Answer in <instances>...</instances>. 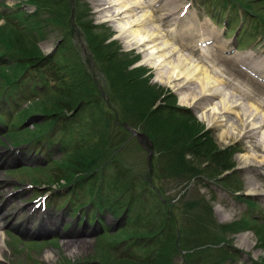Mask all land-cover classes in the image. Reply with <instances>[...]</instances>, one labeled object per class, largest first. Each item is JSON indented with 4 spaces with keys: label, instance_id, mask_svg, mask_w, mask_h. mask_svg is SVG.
I'll use <instances>...</instances> for the list:
<instances>
[{
    "label": "rangeland",
    "instance_id": "rangeland-1",
    "mask_svg": "<svg viewBox=\"0 0 264 264\" xmlns=\"http://www.w3.org/2000/svg\"><path fill=\"white\" fill-rule=\"evenodd\" d=\"M22 1L23 3H29L28 0H0L1 13L10 14L16 11L23 13V19L26 23L25 28L16 19L13 21L19 26V30L22 33L24 31V34L36 44V46L23 45L26 47V51L23 52L26 55L25 57H31L24 61L34 62L28 67L31 72H28L29 70L22 65H12V59L6 57L7 68L3 70L9 69V72L11 71L10 77H13L15 73L24 75L17 81V88H7L5 85L8 81L0 76V93H2V89L5 93V97H3L0 104L5 107V110L0 107L5 119V122L0 121V205L6 203L7 206L3 210V213L7 216L2 223L5 245L0 264H102L100 261L102 246L108 250L113 259L121 261L123 257H128L134 263L150 262L154 252L162 247L160 254L166 256L167 264H264V225H262V223L264 224L262 222V219L264 220V198L248 194V192H251L249 190L264 186V176L260 175V171L256 172L253 169L244 168L242 159L251 155H259L260 160L264 158V152L260 151L262 148L256 149L264 143L262 133L264 126L259 123L264 115V109H258V114L253 110L255 107L259 108V105H264V72L261 74L251 72L248 69L250 63L246 61L243 63L238 58V56L246 55L250 51L254 53L256 61H263H259V64L264 63V56L260 53L264 46L263 25L260 24L259 29H257L255 27L256 20H249L246 16L244 17L243 10L236 6L235 8L226 6L227 10L222 15L223 7L219 5L220 1L217 2V0H175L177 4L176 13L173 12L174 15L170 19H179L182 7L189 6L190 16L187 18L188 23H185L184 26L192 27V30L197 29V35L199 29L206 33L216 32V34H219L221 41V44L218 43L216 46L212 45V42L206 47L198 44L199 49H197L196 42H198V38L196 37L195 42L190 43L194 47L190 46L189 49L184 47L180 50L178 33H175V29L167 33V30L170 29L167 27L165 31L160 30V32H157V34L159 33L158 43L165 46L166 50L170 49V59L168 60L175 59L173 61H179L180 58L184 57V60L187 58L192 68L201 69L202 73L204 70H210L211 76L219 79H213L212 86H208L214 97L199 98V103L196 105L189 104L185 106L181 105V98L189 95V90L193 92V87L189 90L185 87L180 92H175L172 88L160 83L156 79L158 70L153 68L149 61H145L147 58V60H151V50L147 49L145 53H139V49L132 45L134 42L130 41L131 38L128 39L129 36L126 34L127 39H123L114 22L107 21L105 18L106 13L102 12L104 7L107 10L114 11L108 6L109 4L100 7L96 5L94 0H63L58 11L63 15L64 10L68 9V16L65 21L70 24V28L68 27V34H66V29L59 21H51L52 14L51 16L39 14L38 17L27 18L28 13H32L34 9L32 6L27 8V3L25 5L20 4ZM163 1H156L157 5L153 6L154 10H161L156 13V17L160 21L155 22L156 24H149L150 22H148L147 27H157L161 24V21H164L165 24L168 23V19L162 20L161 17L165 14L162 11L163 5H161ZM253 1L251 8L253 12L257 13L262 8L264 9V0ZM80 2L87 6V10H89L88 20L93 22L92 26L95 31L85 33L80 29V26H77L76 20L77 13L80 10ZM215 5L219 11V13L216 11L217 14L213 13ZM13 6L19 7L13 10ZM98 11H101L104 15ZM82 22L84 23V20ZM243 23L245 31L241 37L243 43L239 46L238 54L227 53L226 51L232 48L235 42L234 37ZM4 25H7L6 20L1 19L0 26L3 27ZM66 35L71 37L69 40L71 46L68 48L63 46L64 49L66 48L64 51L60 49L56 52V49L63 45V38ZM168 36L169 39H167ZM219 46L222 47L217 48ZM30 47L33 50H29ZM115 50H118L116 56L112 54ZM107 51H109V54H106ZM48 54L49 56H46ZM101 54L103 55L101 56ZM125 55L128 58L139 56L137 59L139 61L133 64L128 71L135 68H146L147 71L144 77L148 78L150 85L154 86L155 89L164 90V94L154 100L151 105L153 115L159 111L156 118L162 116L163 113L157 109L160 106H166V101L162 97L164 95L168 96L170 93H173L176 97L174 107L189 109L197 117L198 121L194 122L193 126L198 125V127L205 128V131H203V128L195 137L202 143L203 155L200 156L196 152L189 151L190 147L194 149L192 145L185 147L181 143L178 146H170L160 142L163 139L171 141L178 136H175L174 133L177 132L169 122L175 119H169L168 113L169 121L158 120L162 122L160 130L155 129L159 125L154 126L152 122L141 120L136 116L133 118L128 117L126 108L130 106L129 101L126 95H123V92L115 93L114 89L115 81L120 80L122 75L124 76V66L119 63V59ZM38 56L45 57V60L39 61ZM73 56H77L78 61L75 62ZM213 56H215V59ZM69 59L70 62H68ZM152 59L154 60V57ZM202 60L203 62H201ZM188 61L187 63H189ZM69 63L72 70L67 72L63 65ZM256 63L258 64V62ZM212 68L216 72L212 71ZM162 70L161 72H164L163 76H166L169 68L164 66ZM221 70H223V73H221ZM60 75L70 82L74 80V77H76L75 80L82 81L84 79L81 84H91L94 81L102 88L97 89L99 91L97 92V99H100L103 104V110L107 111V105L115 115L119 116L121 125L127 130V133H122L123 136H120L119 140L116 136L113 139V142H116L113 146L108 142L104 143L97 136L100 135L102 129L93 115V107L89 108L84 103H80V105H83L78 111H72L74 104L69 101V104L65 107L66 109L61 114L52 117L40 113H32L31 115L29 112L41 111L43 105L48 107L45 103L53 104L54 99H56L53 95L56 92V79ZM83 75L87 77L80 79ZM109 75L110 80L108 79ZM259 75L261 77H257ZM46 76L51 82L50 86L53 91L42 84ZM133 78L132 83L136 85L134 84L136 76ZM225 80L228 82H225ZM194 82L191 81L190 85ZM225 83L226 85H224ZM229 83L233 84L227 85ZM19 85L21 88H19ZM228 87H231L232 92ZM120 90L121 87L117 91ZM79 92H82L81 95L87 93L83 88ZM185 92L187 93L184 94ZM37 96L39 97L37 98ZM233 97L236 99H233ZM70 98H72V95ZM72 99H76L77 103L80 102L78 97ZM240 99L243 102L242 100L240 102ZM234 101L236 105L232 104V107L231 103ZM62 102L66 103L65 101ZM215 102H223L224 104L221 106L222 110L217 111L218 117L226 120L222 123V126H220V123L209 125L201 118V115L205 112V107L208 112ZM241 103L243 106H241ZM203 104L204 106H202ZM8 106L12 107L14 112H24L25 114L23 113V116L14 123L15 118L11 121ZM35 106H37L36 110L33 109ZM202 107L204 109H201ZM251 107L253 108L251 109ZM228 109L233 114L226 115L229 112ZM246 109L251 114H255V117L258 116L256 118L250 117L249 113L244 112ZM179 113L185 115L187 111L180 110ZM234 114L235 116H233ZM152 117L155 118V115ZM237 118H241V121ZM130 120L133 125L126 123ZM251 120H256V123ZM242 121L243 123H240ZM10 122H12V127L7 125ZM244 124L248 125L245 126ZM115 125H118V123ZM242 127L244 128L242 129ZM25 128L26 131H24ZM115 129L121 133L120 129L117 127ZM148 129L160 132L157 135L162 140H151L147 133ZM181 130L179 129V132ZM206 130H210L214 142H210L209 139L206 140L207 134H204ZM224 131L228 135L222 138L221 135ZM36 133L44 138L41 142L36 141L40 140V138L35 139L34 135ZM193 134L189 133V135ZM27 138L29 140L26 142H29L30 139L32 141L25 144L24 140ZM122 139H127L125 149L124 146L120 148L122 146L120 140ZM193 141L196 142L197 140ZM172 143L175 144L174 141ZM188 144H191V142L189 141ZM160 146H162L161 153L157 151ZM16 149L20 153L14 152ZM87 149L93 150L91 152H97L96 173L81 180V182L74 183V185H68L66 180L63 179L58 183H55L54 180L50 182L52 173L48 168H56L51 165L52 162H60L65 156H71L78 150H80L78 153L87 152L85 151ZM220 150L232 154V157L227 159L230 163H233V166L230 168L224 167L228 163L226 159L223 160L226 163L225 165H222L219 169L215 168L214 162H218L215 159H220L215 156ZM101 151L102 154L99 153ZM207 152L211 153L208 154ZM181 153L183 157H180ZM43 167L46 169H40ZM43 196L47 197L48 209L45 212L46 215L49 214L56 218L60 216L59 214L64 215L59 217L62 219V226H57L59 231L43 229L42 233H34V225L31 227L32 230H28L24 225L21 228L18 227L19 220L25 222L24 219L27 218L25 214L32 212L31 210L24 213L22 208L32 209L35 207V200ZM78 206L80 207L77 208ZM105 206H115L117 214L112 215ZM128 207L132 208L136 217L141 214L143 222L146 224L145 227L143 225L138 228L132 226L129 232L135 234V236L114 244L113 249L104 245L106 241L99 242V234L102 231L101 226L97 223V218L109 227L110 233H114L126 225L125 219L122 220L123 217L121 216ZM38 211L32 214V218L39 219L43 216L40 208ZM115 216L121 218L116 220L117 217ZM173 216H175L176 222L174 225H172ZM63 217H65V220H63ZM252 219L260 220L259 223L261 224L255 223ZM244 220L248 222V227H238L237 225L241 221L245 222ZM235 225L239 230L235 231L232 228ZM224 227H227L226 230ZM51 228L54 227L51 226ZM16 233L20 234L22 238L20 236L18 238ZM32 240H39V242L37 245L28 243ZM73 241L78 243H76L75 249H71L75 253H70V247L66 243L70 245ZM87 241H91V243L89 245L85 244ZM184 244L188 247L197 244L199 247L190 250ZM49 254L51 259H48Z\"/></svg>",
    "mask_w": 264,
    "mask_h": 264
},
{
    "label": "trees",
    "instance_id": "trees-1",
    "mask_svg": "<svg viewBox=\"0 0 264 264\" xmlns=\"http://www.w3.org/2000/svg\"><path fill=\"white\" fill-rule=\"evenodd\" d=\"M63 0H28L29 3H32L33 5H35L37 7V12L33 15V16H39V14H48L51 16L52 14V20L53 22H60L61 25H63V27L66 29L67 26H69V24L67 25V21H65L67 19L68 16V9L64 10V14L61 15L59 13V6L61 5ZM225 1V0H224ZM241 4V6L243 7V9L247 12L251 11L252 8V3L249 2L251 0H247L246 3H243L244 0H238ZM253 1V0H252ZM242 2V3H241ZM81 3V2H80ZM223 5H226L225 2L222 3ZM12 14V15H10ZM1 13L0 11V20L1 19H5L7 25H4L3 27L0 26V56H13L17 59V61L12 64V65H22L25 67V69L29 70L28 67H30L33 63H29L28 61H24L25 59H30L31 57H25L26 55L23 53L26 51V47L27 45H32V46H36V44L32 41V39L30 40V38L27 37L26 34H24L25 32L23 31V33L19 30V26L17 24L14 23V19H16V16L19 14V12H12V13ZM255 16H257V20H259L261 23H264V9L262 8L261 11H257V13H255ZM20 15V14H19ZM61 15V16H60ZM82 20H84V23L82 22ZM77 21L81 27V29L83 30V32L87 33V32H92L95 31L93 26H92V22L91 20H88V11H87V7L86 5H83L81 3L80 5V10L77 13ZM17 25V26H16ZM21 29V28H20ZM22 30V29H21ZM66 46H69L68 41H65ZM25 45V46H23ZM103 47V46H102ZM61 49L64 50V47L61 46ZM33 48L30 47L29 50ZM109 50V49H107ZM98 53V52H97ZM106 54H109V51H107ZM105 54V55H106ZM113 55H118V50H115L112 52ZM103 54H101L102 56ZM102 58V57H101ZM37 59L39 61H44L45 57H41L38 56ZM35 60H36V56H35ZM34 60V61H35ZM137 60V57L134 58H128L126 55L123 56L121 59H119V63L121 65L124 66V76L122 75V77H120V80H116L115 81V93H122L123 95H126L128 101H129V107L126 108V113L128 115L129 118H133V117H137L141 120H147L148 122H152L154 126H156L155 129L160 130V126H161V121L158 120H168V115L169 114V119H175V120H171L169 122H171V124L174 126V130L177 133H174L175 139L171 140V141H167L166 139H161L158 138V131L156 130H151L148 129V135L149 138L153 141H159L162 140L160 142L166 144V145H181V143L183 145H185V147L187 145H192L194 147V149H192L191 147L189 148V151L192 152H196L198 153V155H203V146L201 141H198L197 138H195L196 136H198V132H200L204 127H198V125H195V127L193 126L194 122L198 121L194 116H192V114L190 112L187 111V113L185 115H182L179 113V109H177L175 106L176 103V98L174 95L170 94V95H166L164 99V101H166V106H160L159 109L162 111L163 113L161 114L162 116H160L159 118H156V116L159 114V111L156 112L155 118H153L152 116H154L152 114V103L154 100H156L157 98H160L163 94H164V90H160V89H155L154 86L150 85L149 80L147 77H144L145 72L147 71V69L145 68H138V69H133V70H129V67ZM99 61H103V60H99ZM7 68V65H4L0 62V76L3 79H6L8 81V83L5 85L7 86V88H17V81L20 80L24 75L23 74H19V73H15L13 75V77L11 76V71L9 72V69L3 70ZM50 69V68H48ZM24 70V71H27ZM72 70V69H70ZM70 70H68L67 72H70ZM28 72H31V70H29ZM65 72V71H64ZM108 75V74H107ZM134 76H136V80L134 82L133 85L132 81H134ZM87 77L86 75H83L82 77H80V79ZM76 77H74V80L72 82L66 80V78L62 75H60L56 81V92L53 93L54 98V102L52 105L45 103L48 107L43 105V108L41 109V111H33V112H29L31 115L33 114H42L44 116L47 117H52L54 115L57 114H61L62 111L64 109H66L65 107H67V104H69V101H72L71 103L74 104V108L72 109V111H78L80 109V107L83 105H80V103H84V105L88 106L89 108L93 109V115L96 118L97 123L99 124V126H101L102 131L100 132L99 136L102 141H104V143L108 142L111 146H113L116 142H113V139L118 136V140L119 138H121L120 136H123L122 133H127V130L125 128L122 127L121 125V121L119 119V116L115 115L114 112L108 108V106L106 105V110H103V104L100 102V99H97V92H99L97 89H102L100 88L94 81L91 84H81L82 81L80 80H75ZM108 79L110 80V75L108 76ZM49 82L48 77L46 76L45 79H43V86L47 87L48 89H51L53 91V89L51 88ZM24 85V84H23ZM5 86H3V88H5ZM119 87H121L120 91H117L119 89ZM19 88L20 85H19ZM85 89L87 91L86 95H81L82 92H79L80 89ZM154 90V91H153ZM103 91V90H102ZM2 93H0V101L3 99V97H5V93H3V89L1 90ZM159 94V95H158ZM11 95V94H10ZM57 95V96H56ZM72 95V98H76L78 97V99L80 98V102L77 103L76 99H72L70 98ZM161 95V96H160ZM152 96H157L155 98H153ZM39 96H37L38 98ZM35 100V99H34ZM172 100V101H170ZM65 101L66 103L62 102ZM37 106H35L33 109L36 110ZM28 111V110H26ZM25 111V112H26ZM24 113V112H23ZM23 113H17L14 117H15V121L14 123L17 121V119H20L21 116H23ZM25 114V113H24ZM29 114V115H30ZM115 122V123H114ZM114 123V124H113ZM116 123H118V125H115ZM126 123H129L130 125L133 123L129 121H126ZM20 124V123H18ZM16 125V124H15ZM14 126V125H13ZM118 128L121 130V133H119L115 128ZM200 128V129H198ZM179 129L181 130V132H179ZM189 133H194L193 135H189ZM204 134H207V138L206 140L209 139L210 142H214L213 139L210 137L208 132H205ZM157 135V138H156ZM12 136V135H11ZM193 136V137H192ZM35 139H39L40 140H36L38 142H41L44 138L39 134L36 133L34 135ZM170 138V136H168ZM200 137V136H199ZM198 137V138H199ZM43 138V139H42ZM116 139V140H117ZM29 139H25L24 142L28 141ZM193 140H197L196 142ZM30 141H32L30 139ZM29 141V142H30ZM172 141L175 142V144L172 143ZM191 142V144H188V142ZM121 142V147L124 146L125 149V143L127 142V139H122L120 140ZM169 146V147H170ZM162 146H160V148L158 147L157 151H159L161 153ZM119 148V149H120ZM213 148V147H211ZM80 150H78L75 154L68 156V157H64V159L60 162H55L53 167L56 168H52L51 170V175H50V182H53V180L55 181V183H58L60 180H66L68 185H71L77 182H81V180L92 176L94 173H96L97 171V152H91L93 150H85L87 152H81L78 153ZM78 153V154H77ZM100 154H102V151L99 152ZM183 153V152H182ZM182 153L180 154V157L182 156ZM208 154H210L211 152H207ZM215 157H219L220 159H215L218 162H214L215 164V168L219 169L221 168L222 165H225L226 163H224V161L230 157H232V154L229 153L228 151H218L217 155ZM227 159V165H225L224 167L230 168L231 166H233V163L229 162ZM224 160V161H223ZM50 173V172H49ZM92 194V193H91ZM110 211L116 215L117 214V208L115 206H109ZM119 209V208H118ZM121 212V211H120ZM124 214L126 215V219H125V223L126 225L122 228H120L118 231H116L113 234H110L108 232H106L105 234H103L102 236H99V242H105V246L111 247V249L114 248V244H117L121 241L124 240H128L130 238H132L133 236H135V234H130V229L132 228V226H134L135 228H138L140 226L143 225V227H145V223L143 222V217L141 216V214L139 215V217H136L135 212H133L132 208L130 209V207H128L127 210L124 211ZM167 219V218H166ZM165 219V221H166ZM171 221V220H168ZM245 222L241 221L240 224H238L237 226L240 228H246L248 227V222L246 220H244ZM176 224L175 222V216L172 217V225ZM171 225V226H172ZM170 226V227H171ZM236 225L232 226V228L236 231L239 230L238 227ZM227 228V227H226ZM224 227V229H226ZM229 228V227H228ZM261 229V228H259ZM206 238V236H205ZM201 245V244H200ZM184 246H186L184 244ZM190 250L194 249L195 247H199V245L194 244V246L192 247H188ZM107 248V247H106ZM162 248V247H161ZM161 248L159 250H156L151 258L150 262H142V263H134L131 262L130 259H128V257H123L120 260H115L113 259L109 253L108 250L105 249L102 246V251L100 253V261L102 264H153L155 262V264H167L168 260L166 258V256H164L162 253L160 254V252L162 251ZM110 251V250H109ZM194 254V253H192ZM191 257H193V255H191Z\"/></svg>",
    "mask_w": 264,
    "mask_h": 264
},
{
    "label": "bare ground",
    "instance_id": "bare-ground-1",
    "mask_svg": "<svg viewBox=\"0 0 264 264\" xmlns=\"http://www.w3.org/2000/svg\"><path fill=\"white\" fill-rule=\"evenodd\" d=\"M161 1V0H94V2L96 3V5L100 6V7H104L106 6L107 4H109L108 6H110L112 9H114V11H111V9L107 10L105 7L103 8V13H106L105 15V18L107 19V21H110V22H114L115 24V27L116 29H118L119 33H120V36L123 37V39H127L126 38V34L129 36L128 39L131 38L130 41L134 42L132 45H134L135 48L139 49V53L142 52V53H145L148 50H151V56L154 57V60L152 59L151 57V60H145V61H149L150 64H152V67L153 68H156L158 71H157V76H156V79L172 88L175 92H180L183 88H191L193 87V92H191L189 90V95H186L184 96V98H181V105H189V104H193V105H196L197 103H199V98H203V97H206V96H213L214 97V94H212V91L208 88L209 85L213 84L214 80L217 79L216 77L214 76H211V73H209L208 70H204V72L202 73L201 72V69L198 70L196 68H192V66H190L189 64L190 61H188L189 59H183V58H180L179 61H173L175 59H171V60H168L170 59V52L169 50L165 49L166 47L165 46H161V44L158 43V35L159 33L157 34V32H160V30L162 31H165L167 27H169L170 29L167 30V33H169V31H173L175 29V33H179V28L181 27V22L185 23L184 21L185 20H181L180 18L179 19H170L171 16L173 17L174 14H172L173 12L176 13L175 9L177 7V4L175 3V0H164L161 5H163V8H162V11L165 12L164 16H161L162 17V20H165V19H168V23L166 22V24L164 23V21L162 22L161 21V24H159L158 26H161L160 28L157 26H153L152 28L150 27H147V24L148 22H150L149 24L151 23H155V22H158L160 21L159 18L156 17V13L157 12H160L161 10H154L153 9V6H156L157 5V2ZM174 2V3H173ZM99 13H101V11H98ZM142 13V14H141ZM102 14V13H101ZM104 15V14H102ZM147 22V23H146ZM207 22V21H206ZM209 23V22H208ZM156 24V23H155ZM154 24V25H155ZM168 24V25H167ZM200 24V23H199ZM205 24V23H204ZM151 26V25H150ZM192 27L190 28H186L183 32L181 31L180 35H179V39H182L184 41V33L185 31L189 34L193 33V30L191 29ZM208 28V26H207ZM209 28H210V25H209ZM173 29V30H172ZM196 29V28H195ZM197 30V29H196ZM170 32V33H171ZM199 32V31H198ZM130 34V35H129ZM162 35V34H161ZM212 35V34H211ZM211 35L209 34L207 36V39H205V41H210L211 39ZM119 36V35H118ZM163 37V35H162ZM165 38V37H164ZM167 38V37H166ZM170 37L168 36L167 39H169ZM197 39V38H196ZM195 39V40H196ZM199 40V39H198ZM126 41V40H125ZM162 41V40H161ZM159 41V42H161ZM169 42V40H168ZM174 42V41H172ZM172 42H170L172 44ZM164 43V41H163ZM167 44V43H166ZM169 44V43H168ZM176 44V43H175ZM193 44V43H192ZM221 44V43H220ZM223 45V44H222ZM172 46V45H171ZM170 46V47H171ZM196 46V45H195ZM186 49H189V46H184ZM194 47V45L192 46ZM222 46H219L217 48H220ZM214 48V46H213ZM172 49V48H171ZM175 49H177L175 47ZM181 50V48H179ZM178 49V50H179ZM194 49V48H193ZM197 49L198 46H197ZM177 50V51H178ZM213 50V49H212ZM220 50V49H219ZM186 51V50H185ZM218 51V50H217ZM176 52V51H175ZM184 52V50H183ZM188 52V51H186ZM181 53V52H180ZM180 53H176V54H180ZM185 53V52H184ZM190 53V51H189ZM192 53V52H191ZM210 53V51H209ZM208 53V54H209ZM173 54V53H172ZM175 54V55H176ZM186 54V53H185ZM211 54V53H210ZM187 55V54H186ZM213 55V54H211ZM214 55H216L214 53ZM147 56V55H146ZM189 56V55H187ZM252 55H249L248 53L246 55H242L241 57H239V61L241 62H245L246 60H248L249 58H251ZM179 57V56H178ZM182 57V56H181ZM214 59H215V56H213ZM217 57V56H216ZM189 58V57H188ZM201 58V57H200ZM204 58V57H203ZM208 58V57H206ZM209 59V58H208ZM260 59V58H259ZM193 60V59H192ZM195 60V59H194ZM217 60V59H216ZM187 61L189 63H187ZM211 61V59L209 60V62ZM231 61V60H229ZM251 61V59H250ZM259 61H262V60H259ZM203 62V60L201 61ZM232 62V61H231ZM258 62V61H257ZM263 62V61H262ZM195 63V62H194ZM206 63V62H205ZM213 63V61H212ZM200 64V63H199ZM211 64V63H210ZM214 64V63H213ZM213 64H211L213 66ZM209 65V64H207ZM248 65V64H247ZM255 67H251V69L253 71H260L259 73H262L264 72V63H260L258 65L254 64ZM168 67L169 70L168 71V74L166 76H163V73L164 72H161L162 68L163 67ZM210 66V65H209ZM208 66V67H209ZM201 68H203V66H201ZM214 68V67H213ZM213 68L211 69L212 71H215L216 68H214L215 70H213ZM203 70V69H202ZM163 71V70H162ZM223 70H221V73ZM252 71V72H253ZM262 71V72H261ZM211 72V71H210ZM216 72V71H215ZM220 72V71H219ZM201 74V75H199ZM213 74V73H212ZM218 74V73H217ZM220 77V75H219ZM225 78V77H224ZM223 78V79H224ZM214 79V80H213ZM221 79V78H220ZM226 79V78H225ZM232 79V78H231ZM219 80V79H217ZM228 80V79H227ZM227 80H225V82H228ZM191 81H195L194 83H192V85H190ZM221 82V81H220ZM232 82V81H230ZM256 83V82H255ZM230 84H233V83H229L227 85H230ZM250 84V83H249ZM226 85V83L224 84ZM237 85V84H235ZM212 86V85H211ZM209 86V87H211ZM233 86V85H232ZM238 86V85H237ZM235 86V87H237ZM229 88V87H228ZM239 88V87H238ZM237 88V89H238ZM230 91H231V87L229 88ZM228 89V90H229ZM242 89V88H241ZM186 90V89H185ZM186 90V91H188ZM239 90V89H238ZM243 90V89H242ZM250 90V89H249ZM227 91V90H226ZM232 92V91H231ZM237 92V91H236ZM187 92H185L184 94H186ZM246 93H248V91H246ZM254 93V92H253ZM180 95V93H178ZM223 95V94H222ZM227 95V94H226ZM256 95V94H255ZM182 96V97H183ZM190 96V97H189ZM247 96V95H245ZM235 97V96H234ZM233 99H236L234 98ZM238 97V96H237ZM231 98V97H230ZM261 98V97H260ZM263 98V97H262ZM220 99V98H219ZM259 99V98H258ZM206 100V99H204ZM203 100V102H204ZM238 100V99H237ZM242 99H240V102H241ZM247 100V99H246ZM202 101V99H201ZM207 101V100H206ZM233 101V100H232ZM237 102V101H236ZM243 102V100H242ZM202 104V102H200ZM247 103V102H246ZM262 103V102H261ZM214 106L207 112V109L205 107H202L201 109H204L205 112H203V114L201 115L202 119L205 120L209 125H212V123H220V126H222V123H224V121L226 120H222V118L218 117L217 115V111L219 110V112L222 110L221 109V106L223 104V102H215L213 103ZM229 104V103H228ZM232 104H235V101ZM239 104V103H238ZM242 104V103H241ZM224 105V104H223ZM251 105H254V104H251ZM250 105V106H251ZM184 106V107H185ZM204 106V104L202 105ZM228 106V105H227ZM240 106V105H238ZM243 106V104L241 105ZM240 106V107H241ZM264 106V105H263ZM262 105H259L258 107L259 108H253L251 107V109L253 108V110L255 112L261 109H264ZM233 107V105H232ZM236 108V107H235ZM230 109V108H229ZM228 109V110H229ZM227 110V111H228ZM240 110V109H239ZM242 110V109H241ZM245 110V108H244ZM238 111V110H237ZM252 111V110H250ZM226 112V111H225ZM236 112V110H235ZM241 112V111H240ZM239 112V113H240ZM244 112H247L249 113L250 117H255V114H251L250 112L247 111H244ZM244 112H241V113H244ZM209 113H212L209 115ZM247 113H244V114H247ZM261 112L259 111V114ZM264 113V112H263ZM228 114H233L232 111L230 112H227L226 115ZM258 114V112H257ZM237 115V114H236ZM220 116V115H219ZM235 116V114L233 115ZM238 116V115H237ZM258 115H256L257 117ZM260 116V115H259ZM243 117V115H242ZM246 117V116H245ZM248 117V116H247ZM255 117V118H256ZM235 118V117H234ZM236 119V118H235ZM238 119V118H237ZM241 119V118H240ZM238 119V120H240ZM247 119V118H246ZM237 120V121H238ZM245 120V119H244ZM241 121V120H240ZM252 121V120H251ZM229 122V121H228ZM248 122V121H247ZM252 122H255L256 123V120L255 121H252ZM227 123V122H226ZM225 123V124H226ZM237 123V122H236ZM239 123V122H238ZM240 123H243L240 122ZM254 123V124H255ZM258 123V121H257ZM259 123L264 126V115L262 116V119L259 121ZM214 124V125H215ZM250 124V123H249ZM253 124V126H254ZM245 125V124H244ZM248 125V124H246ZM245 125V126H246ZM217 126V125H216ZM238 126V125H237ZM252 126V125H251ZM252 126V128H253ZM260 126V125H259ZM224 127V126H223ZM257 126L255 125V128ZM162 128V127H161ZM228 128V127H227ZM244 127H242L243 129ZM254 128V130H255ZM261 129V126L259 127ZM263 128V127H262ZM233 129V128H232ZM241 129V128H240ZM247 129V128H246ZM249 129V128H248ZM264 129H262V133L264 135ZM247 131V130H246ZM261 131V130H260ZM259 131V132H260ZM231 132V131H230ZM233 132V131H232ZM250 133V132H249ZM247 133V134H249ZM241 134V133H239ZM246 134V133H245ZM228 135L227 132H223L221 137L222 138H225L226 136ZM232 135V134H231ZM250 135V134H249ZM246 136V135H245ZM259 136V135H258ZM229 137V136H228ZM254 137V136H253ZM224 140V139H223ZM250 140V139H249ZM257 144V143H256ZM258 146V145H257ZM259 148H262V152H264V143L261 144V146L259 147H256V149L259 150ZM258 153V152H257ZM259 155L257 156H245L243 157V166L244 168L248 169V170H254L256 172L260 171V175L261 176H264V172H263V169H264V158H262L261 160L259 159ZM254 187V186H253ZM251 191L250 193L248 192V194H251L252 196H262L264 198V186L263 187H257L256 189H251L249 190ZM7 208L6 206V203H2L0 205V259L3 258V254H4V245H5V236L3 234V230L4 229L2 223H3V220H5L7 214H4L3 213V210ZM22 210H24V213L25 212H30L32 209H28L26 207L22 208ZM27 215V218H30V217H33V215H29V214H25ZM226 230V229H225ZM76 243H78L77 241H73L72 243L67 244L70 248L69 250L71 251L70 253H75V251L71 250V249H75L76 248ZM90 244L91 241H87L85 242V244ZM72 244V245H71ZM72 247V248H71ZM69 253V254H70ZM51 255L49 254L48 255V259H51L50 257ZM47 257V256H46ZM47 259V258H46Z\"/></svg>",
    "mask_w": 264,
    "mask_h": 264
}]
</instances>
